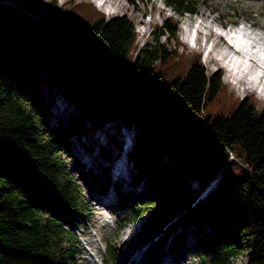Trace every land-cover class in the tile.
<instances>
[{"label": "trees", "instance_id": "1", "mask_svg": "<svg viewBox=\"0 0 264 264\" xmlns=\"http://www.w3.org/2000/svg\"><path fill=\"white\" fill-rule=\"evenodd\" d=\"M42 2L31 0L29 9ZM163 2L182 15L196 13L202 0ZM74 8L81 14L49 0L35 18L0 3V264H77L73 228L86 224L92 209L85 192L110 181L104 168L106 182L71 155L69 137L90 117L131 127L143 111L149 116L130 153V184L142 179L141 190L120 184L113 203L126 212L124 221L149 214L146 241L174 232L171 250L196 254L198 264H229L242 252L245 264H264V103L257 108L261 100L250 95L235 105L221 71L208 74L199 53L180 51L173 15L138 46L127 15L106 18L91 3ZM39 72L59 89L67 82L72 113L65 123H49ZM219 98L228 111L206 112ZM211 178V194L191 187ZM116 236L105 243L102 264L120 262Z\"/></svg>", "mask_w": 264, "mask_h": 264}, {"label": "rangeland", "instance_id": "2", "mask_svg": "<svg viewBox=\"0 0 264 264\" xmlns=\"http://www.w3.org/2000/svg\"><path fill=\"white\" fill-rule=\"evenodd\" d=\"M103 1L104 3L102 7L97 5V0H58V4L63 11L70 13L72 16L81 14V12H78L80 11L78 10V8H74V5L76 3H91L96 11L98 10L99 13H103L106 18H110L120 14L127 15L135 25V31L137 34L136 40L138 46L144 44L147 41H150L152 34L151 29L154 24L162 22V20L169 15H173L177 20L178 37L183 45L180 46V51L188 54H191L193 52L199 53L201 61L205 66L208 74L221 71L223 82L226 84L235 105L239 100L247 98L250 95H255L257 98H259V100L262 101L261 102L258 100L260 103H258L257 108H260L263 105L264 96L259 95L256 90H239L241 85L239 89H237V87H233L232 83L227 79L228 70L222 66L217 67L211 61L205 59L206 51L211 47V40L208 43H205L203 39L205 38L204 30L203 33H200L199 40V34L197 35L196 30L198 27H203V24L208 23L211 27L216 28V31H218V33H220L219 35L223 38V40L220 41V47L218 48V50H220L221 52L227 51L226 44L233 46L231 48L237 49L240 46L238 42V45L235 44V42L241 39L239 36L242 37L241 31L243 30L249 32L251 30L261 29L262 35L264 36V0H202L201 5L198 7L196 13H185L182 15H175V13L164 4L163 0ZM30 2L31 0H0V3L17 6L35 18H40L43 12H45L47 7L49 6V0H43L40 8L37 11H34L32 9H29ZM110 7L112 12L109 14L106 11L110 9ZM182 28L188 29L186 30V32H184ZM186 35H188V38ZM233 37H236V40H234ZM185 39H188L193 43H195L198 39L201 44L197 45L196 47H191L189 42L184 41ZM223 41H225V43ZM233 41L234 43H232ZM231 55L234 56V54L232 53ZM240 63L241 61L238 62V68H241L242 63ZM125 67L126 64H124L118 70V78L124 76ZM253 71L254 69L249 68L246 73L247 75H252V77H255L260 73L259 71ZM38 75L41 77L39 78L40 82H38V84L45 98L43 103L49 113V123L52 126H57V117H59L60 119L62 118L61 121L65 123L69 115H71L72 113V111H70L72 108L70 107L69 102L63 96V94H68L69 86L67 82H65L61 89H59L56 83H52L53 80L49 79L47 75L40 72ZM235 105H233V107H235ZM226 107L227 105L224 104L223 101L219 98L217 101L207 107L206 112H209L211 114L226 113L228 111V107ZM145 112L146 111L137 113L135 115V118L138 121V124L127 127L128 129L125 128V126H123L120 123L121 121H119L118 119L112 121L111 124L105 123V121L100 120V124L95 125L92 121L95 122L99 120H95L94 117H90V120H87V124L85 122V125L77 133L69 137V149L71 155L75 156L77 159L79 157L80 164L81 162L85 163L84 167L85 169H89L86 170L88 173H90V171L99 173V175H101L102 181H104V179L106 178V175L104 176L101 170L102 168H104V171L108 175V179L110 181V183L106 185L105 189L101 187L99 190L93 193L85 192L86 200L88 204L92 205L93 208L90 211V219L88 220V222L81 225L77 224L73 228L76 239L79 241V247H77L79 252L76 258L77 264H101V261H103L106 254L105 242H107L108 239L115 233H117V236L115 237L117 243L116 245L118 247L117 252L118 255L120 254V262L118 264H131L136 253L141 252L143 249L147 248L157 241L153 240L145 244L146 237L149 236L150 229L147 223V221L149 220V214H145L143 217H140L137 220L126 223L124 221L126 212H122L119 207L113 206V204H111L110 206L96 205V201L93 200L110 193L113 197L114 203L117 200L116 187L120 184L121 185L118 187L119 190H126L128 187V189L132 188L135 191L141 190V184L143 183L142 179L136 187H133L130 184L131 174H133L134 166L132 164L133 161L131 160L129 155L132 150V142L134 141L137 132L140 131V126H145L147 118L149 116H147V113ZM104 116L105 115H101L100 119L105 118ZM86 128H90V130L88 131V129ZM87 131L88 133H86ZM124 133L128 135V139H125L126 135ZM101 148H104L109 152L110 156L107 159L102 155ZM75 150L81 151H78L77 154ZM82 153L84 154V156H82ZM71 155L64 153V157L67 159L68 166L78 178V172L75 170V162L71 158ZM121 156L124 157L125 161L130 167H128L129 171L127 170L125 175L123 177H119L121 179H118V176L115 177L114 175H112V166L113 163H117L118 159ZM78 180L80 181L79 178ZM190 184L191 187L194 188V191L199 193V196L202 193H205L204 195H207L216 191V185H213L214 181H212V178L208 182L209 185L207 184L204 186L203 184L197 183L196 181L194 182L193 180L190 181ZM101 189L104 190L101 191ZM113 189L115 192L113 191ZM207 190L208 192H206ZM120 225L123 226L120 227ZM135 227L137 229V233L134 236L132 235L131 237L125 238L124 235L127 234L130 230H133ZM172 233L174 232H169L168 236H170ZM192 234L194 236L195 231H193ZM160 237L161 236H159V238ZM163 238L166 237H161L159 241ZM169 238H167V242H169ZM185 241L190 243L192 242V239H190L189 235H187ZM165 250L167 251V249ZM169 253L171 254L170 251ZM172 257L173 260L175 259L174 261L179 260V262H182L183 264L199 263V257H197L196 254L194 255L189 252H184V255L178 256V258H175L174 256ZM246 260V253L242 252L240 255H238V257L232 258L229 261V264H245Z\"/></svg>", "mask_w": 264, "mask_h": 264}, {"label": "bare ground", "instance_id": "3", "mask_svg": "<svg viewBox=\"0 0 264 264\" xmlns=\"http://www.w3.org/2000/svg\"><path fill=\"white\" fill-rule=\"evenodd\" d=\"M103 3L99 4V6L102 7ZM106 12L110 14L112 12L111 7ZM182 29L184 32H186L188 28L187 29L182 28ZM203 30H204V37H205L203 39L205 43H208L211 40V45H210L211 47L209 46L210 48L209 49L207 48L208 50L206 51L205 59L211 61L217 67L218 66L225 67L228 70L227 79L232 83L233 87H237V89H239L241 85L239 90H242V91L246 89L256 90L259 95L264 96V36L262 35L261 29L251 30L249 32H246L245 30L242 29L243 30L241 31L242 37L239 36L241 38L239 40L240 42L239 41L235 42V44L237 45L239 43L240 49L231 48L233 46L226 44L228 52L227 51L221 52L220 50H218V48L220 47V41L223 40V38L219 35L220 33L216 31V28L211 27L208 23L203 24V27H198L196 30L197 35L199 34L198 39L200 38V33H203ZM186 36L188 38V35ZM198 39L196 40L195 43L189 41L188 39H185L184 41L189 42L191 47H196L197 45L201 44L198 41ZM234 40H236V37L234 38ZM223 42L225 43V41ZM232 43H234V41ZM231 53L234 54V56H232ZM240 61L242 63V64L240 63L241 68H238V62ZM249 68L254 69L253 72L259 71L260 73L257 74L255 77H252V75H247L246 71L249 70ZM89 136H90V133H89ZM75 151L78 154V151H81V150H75ZM82 156H84L83 153H82ZM128 167L130 166L127 164L124 157L121 156L118 159L117 163H113L112 175H114L115 177L118 176V179H121L119 177H123L126 171L127 170L129 171ZM94 200L96 201V205H102V206H110L113 203V197L110 193L107 195L98 197L97 199H94ZM136 233H137V229L135 227L133 230H130L127 234H125L124 237L128 238V237H131L132 235L134 236ZM164 242H165L164 240H160L148 246L147 248L143 249L141 252L136 253L134 255V258L131 264H183L182 262H179V260L174 261L172 256L168 253L169 251H166L165 249H163L162 246Z\"/></svg>", "mask_w": 264, "mask_h": 264}, {"label": "snow or ice", "instance_id": "4", "mask_svg": "<svg viewBox=\"0 0 264 264\" xmlns=\"http://www.w3.org/2000/svg\"><path fill=\"white\" fill-rule=\"evenodd\" d=\"M98 5L103 3V0H97Z\"/></svg>", "mask_w": 264, "mask_h": 264}, {"label": "water", "instance_id": "5", "mask_svg": "<svg viewBox=\"0 0 264 264\" xmlns=\"http://www.w3.org/2000/svg\"><path fill=\"white\" fill-rule=\"evenodd\" d=\"M215 180V182H216V179H214Z\"/></svg>", "mask_w": 264, "mask_h": 264}]
</instances>
